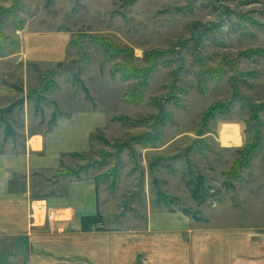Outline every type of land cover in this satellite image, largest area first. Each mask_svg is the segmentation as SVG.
<instances>
[{"label":"rangeland","instance_id":"rangeland-1","mask_svg":"<svg viewBox=\"0 0 264 264\" xmlns=\"http://www.w3.org/2000/svg\"><path fill=\"white\" fill-rule=\"evenodd\" d=\"M13 55L0 143L92 108L104 120L64 172L98 179L105 227L168 261L226 236L264 264V0H0Z\"/></svg>","mask_w":264,"mask_h":264},{"label":"crops","instance_id":"crops-1","mask_svg":"<svg viewBox=\"0 0 264 264\" xmlns=\"http://www.w3.org/2000/svg\"><path fill=\"white\" fill-rule=\"evenodd\" d=\"M15 57L0 58L3 104L17 96L9 73H2L4 62ZM100 120L90 108L60 117L48 132L26 129L22 138L1 141L0 264H241L242 246L229 241L228 247L226 236L219 237L218 249L206 242L203 258L174 248L168 261L157 242H140L128 231L102 223L83 230L82 217L107 218L109 197L95 176L62 173L91 148ZM41 203L44 210L36 216L35 204ZM157 222L154 227H160Z\"/></svg>","mask_w":264,"mask_h":264},{"label":"trees","instance_id":"trees-1","mask_svg":"<svg viewBox=\"0 0 264 264\" xmlns=\"http://www.w3.org/2000/svg\"><path fill=\"white\" fill-rule=\"evenodd\" d=\"M62 174L67 175V172H63ZM76 177L79 179V174L76 175ZM102 216L100 214H97L95 216H84L82 217V228L83 230L87 231L90 230L93 226H96L102 222Z\"/></svg>","mask_w":264,"mask_h":264},{"label":"bare ground","instance_id":"bare-ground-1","mask_svg":"<svg viewBox=\"0 0 264 264\" xmlns=\"http://www.w3.org/2000/svg\"><path fill=\"white\" fill-rule=\"evenodd\" d=\"M224 144L226 146H231V145H239L240 142L236 141V140H233V139H229V140H225L224 141ZM44 204H35V207L36 208V216L39 215L40 213H42V211L44 210V207H43ZM41 209V210H40ZM41 211V212H40Z\"/></svg>","mask_w":264,"mask_h":264}]
</instances>
